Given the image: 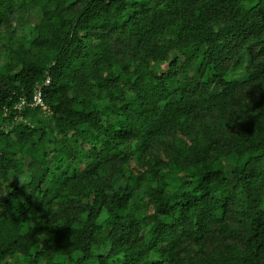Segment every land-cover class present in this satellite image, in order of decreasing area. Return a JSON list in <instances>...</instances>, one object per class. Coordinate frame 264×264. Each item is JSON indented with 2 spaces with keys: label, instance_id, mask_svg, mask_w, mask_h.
I'll list each match as a JSON object with an SVG mask.
<instances>
[{
  "label": "trees",
  "instance_id": "1",
  "mask_svg": "<svg viewBox=\"0 0 264 264\" xmlns=\"http://www.w3.org/2000/svg\"><path fill=\"white\" fill-rule=\"evenodd\" d=\"M0 264H264V0H0Z\"/></svg>",
  "mask_w": 264,
  "mask_h": 264
},
{
  "label": "built area",
  "instance_id": "2",
  "mask_svg": "<svg viewBox=\"0 0 264 264\" xmlns=\"http://www.w3.org/2000/svg\"><path fill=\"white\" fill-rule=\"evenodd\" d=\"M49 83H50V79L46 80L42 86H46ZM42 86L37 85V88H36V91H35V95L33 97V105L34 106H43L44 109H46V106H45V104L43 102V98H42V96H43V93H42V88L43 87ZM23 104H24V102L22 103V105Z\"/></svg>",
  "mask_w": 264,
  "mask_h": 264
},
{
  "label": "rangeland",
  "instance_id": "3",
  "mask_svg": "<svg viewBox=\"0 0 264 264\" xmlns=\"http://www.w3.org/2000/svg\"><path fill=\"white\" fill-rule=\"evenodd\" d=\"M21 42H22V40L20 39V38H18V39H16V43L19 45V47H21ZM146 90V89H145Z\"/></svg>",
  "mask_w": 264,
  "mask_h": 264
}]
</instances>
